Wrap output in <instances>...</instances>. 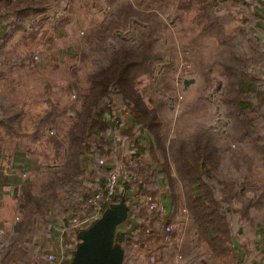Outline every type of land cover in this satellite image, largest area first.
I'll return each instance as SVG.
<instances>
[{
	"label": "rangeland",
	"instance_id": "374dc122",
	"mask_svg": "<svg viewBox=\"0 0 264 264\" xmlns=\"http://www.w3.org/2000/svg\"><path fill=\"white\" fill-rule=\"evenodd\" d=\"M40 1V6H45V10L24 16L21 21L22 28L14 32L0 49V102L6 105L13 104L14 107L23 111L21 127L17 133L9 134L3 129L0 130V164L3 167L5 165L9 167L15 162L14 160L24 158L26 162H32L25 171L26 174L19 171L21 165H18L20 166L18 169L13 168L15 172L10 170L15 177L14 180L18 179L22 188L18 187V190L14 192L9 185L2 187L5 194L11 189L12 195L9 198L7 195L0 198V218L9 216L7 220L1 221L4 227L2 229L5 231L0 233V239L3 240L0 245V259L15 238V234L13 235L11 231L12 228L9 227L14 224L15 220L13 216H10L12 209L18 206L19 218L16 224H19L23 195L27 191L40 193L48 178L55 172H60L65 166L64 154L68 147L67 129L76 116L75 111L80 106L81 96L88 86L86 74L97 64L95 57L98 54L95 50L94 54L90 50L91 56H82V41L90 29H83V26L76 28V25L72 29L58 28L56 19L65 17L66 7L63 8L64 11L57 13L55 10L58 8L51 9L53 3L57 4V1ZM204 1L115 0L119 6L127 4L139 12H151L159 20L157 29L159 38L156 44L159 51L164 53L165 62L157 63L152 73H144L137 77L135 87L148 104H154L159 108L163 121V132L166 134L165 144L177 137L188 139L195 132L209 131L223 151L220 154L217 177L224 180L227 187L223 189V185L217 182L216 192L222 200L232 229L233 239H229L226 245L229 250L224 254L210 256L206 241L198 239V235L197 245H194L193 239L190 240L195 235L187 227L188 223L174 224L173 239L168 246V250L171 251L169 252L170 259L166 264H243L234 252L236 247H242L245 255L247 254L246 257L256 254L264 259V198L259 207L251 205L247 211L245 210L249 198L258 196L259 193L263 194L264 147L254 146L247 137L239 139L234 136L232 119L228 116V110L221 101V93L226 89L227 80L220 73L218 61L224 62L225 47L219 44L217 34L210 27H206L207 17H203L211 15L210 17L217 20L218 25L223 27L228 37L243 41L241 49L250 50L248 47L250 43L246 41L245 35L240 34V28L242 27L243 32L248 33L246 22H253L254 16L252 6H241V1L236 2L237 4L227 1L226 7L221 6L220 0H215L212 5L209 4V0ZM248 1L253 5L256 0ZM107 5L106 12L100 13L102 18H104L103 14L108 13L105 15V20L113 11L108 0ZM70 13L72 17L78 16L75 11ZM93 16H90L89 12L86 13V17H90L88 19ZM2 22V25L7 24V21ZM137 30L131 26L122 31L121 35L132 39L136 37ZM185 79L193 81L186 84ZM111 102L114 107L106 117L109 127L105 130L106 144L110 153L95 154L92 156V161L99 164V159L105 160L107 164L103 167L107 166L110 169L124 172L126 177L122 176L123 180L127 178L129 172L135 173L137 178H133L135 181L130 182H132V190L136 193L131 198L129 197V202L137 199L140 205L136 211L146 213L144 197L151 195L146 192L147 184L141 187L146 176L142 171L145 166H138L128 147L129 143L126 142L121 132L126 128L122 125L123 116L126 117L129 114L130 107L119 99L118 93L112 94ZM120 111L124 112L123 116L118 115ZM47 113H57V115L54 116V121L45 123L42 130L34 135L36 123ZM262 130L264 128L261 132ZM52 134L57 135L60 144L56 145L51 141L50 135ZM137 147L139 150V144ZM144 153H142L144 155L142 160L148 164L149 157ZM158 157L161 160L165 159L163 153L158 152ZM80 178H82L81 175L79 180H85ZM243 182H252L256 188L250 190L249 187L248 190H242L240 185L245 186ZM178 185L179 187L176 185L174 191L178 202L184 204L186 194L180 182ZM123 191L121 181L118 193L123 196ZM167 191L168 189L166 190L168 194L169 191ZM60 197L65 200L67 194L63 191ZM163 199L165 200H162L163 202H168L165 198ZM82 205L83 208L77 212V217H71L72 222L75 220L74 222L77 223L80 216L90 210L85 203ZM105 210L96 213L93 218L101 217ZM71 212L72 210L63 214L70 216ZM62 217L63 215L53 218L61 226H65L67 223L62 220ZM91 220L87 221L83 228ZM143 225L135 228L138 233L145 227L150 228V226ZM41 226L48 228L49 225L42 217H37L34 221L35 230ZM134 232L135 230L129 234L133 235ZM188 241L190 243H184ZM182 242L191 246L192 249L188 251L184 261L177 262L173 253L180 248ZM152 244L151 242V246ZM140 245V242H137L136 245H132L136 247L135 249L126 248V252L123 248V262L128 260L130 253L133 252L135 255H133V261L148 264V252L141 250ZM157 245L158 248L154 252L158 260L165 264L161 257V252L164 251L163 246L156 243L152 248L155 249ZM164 246L167 247V245ZM30 257L29 255L25 262L15 256L14 263L31 264L32 257Z\"/></svg>",
	"mask_w": 264,
	"mask_h": 264
},
{
	"label": "trees",
	"instance_id": "16d2710c",
	"mask_svg": "<svg viewBox=\"0 0 264 264\" xmlns=\"http://www.w3.org/2000/svg\"><path fill=\"white\" fill-rule=\"evenodd\" d=\"M214 1L209 0L210 3H206L212 5ZM227 1L235 4L241 1V6H252L248 0ZM40 2V0H0V19L7 21L6 34L0 39V49L14 32L22 28L21 21L24 16L45 10L46 7L40 6ZM108 3L113 9L110 17L100 26L90 29L82 41V56H91L95 50L98 54L95 57L97 64L86 74L88 86L81 96L80 106L75 111L76 116L67 129L68 147L64 154L65 166L60 172H55L48 178L40 193L27 191L23 195L17 235L1 257L0 264H13L15 256L27 262L31 251L24 248V245L30 242L29 237L35 231L34 221L37 217L49 222L54 216L63 215L62 220L66 221V226L70 230L66 241L76 239V246L80 240L78 233L83 225L96 213L119 202L125 204L128 213L137 218L141 225L147 221L150 226L149 231L144 228L138 233L135 230L133 235L127 236L124 232L115 233L114 243L124 248L125 252L134 242H140L142 246L143 240L149 241L148 261V254L158 248V245L155 249L152 246L161 236L163 222L170 221L176 211L182 207L186 208L189 215L187 227L195 235V238L190 239H193L194 245L198 244L196 241L198 235V239L207 242L210 256L224 254L229 250L226 245L229 239H233L232 229L222 200L216 192L217 182L223 185V189L227 187L225 181L217 177L222 148L209 131L195 132L188 139L177 137L165 144L166 134L163 132L159 108L154 104H148L135 87L137 77L144 73H152L157 63L165 62L164 53L159 51L156 44L159 38L157 34L159 20L151 12H139L127 4L119 6L115 0H108ZM210 16L203 17H207L206 27H210L217 34L219 44L225 47V60L223 63L218 61L220 73L227 80L226 89L221 93V101L232 119L234 136L239 139L247 137L254 146L264 147V130L261 132L264 128V86L260 82L261 76L258 73L264 67V39L258 33L259 29L254 26V20L247 21L249 32H243L241 27L240 34L246 36L250 50L241 49L243 41L228 37L223 27L218 25V21ZM129 26L138 29L136 37L132 39L121 35L122 31L130 28ZM117 93L119 99L130 107L132 117V126L121 132L129 143L128 147L138 166H145L142 171L146 176L143 185L140 186L144 187L147 184V191L145 188L144 190L151 197L159 198L162 187L158 185V181L161 179L164 188L169 191L167 197L170 199L171 211L168 218L154 216L144 211L138 213L136 209L139 208L140 201L133 199L135 202H129L136 193L132 190V182H130L135 180L131 178L129 172L127 175L129 180L122 179L123 196L118 193L119 187H117L109 201L98 211L90 209L80 216L78 219L80 227L76 228L78 222H72L71 217H77V212L82 210L85 200L97 190L104 188L106 174L110 170L107 166L104 168L103 165L93 162L91 156L110 153L106 144L105 130L109 127L106 117L114 107L111 96ZM22 114L23 111L13 104L6 105L0 102V129L9 134L17 133L21 127ZM55 115L57 113H47L40 118L36 123L34 135L42 130L45 123L54 121ZM50 138L56 145L60 144L56 134L50 135ZM143 152L149 157L148 164L142 160ZM158 152L163 153L165 159H159ZM87 161L93 162L91 163L93 180H79L78 177L85 172ZM153 163L155 165H152ZM179 182L186 194L184 204L178 202L174 191L176 185L179 187ZM243 183L245 186L240 185L242 190H248L249 187L250 190L256 188L252 182ZM61 190L67 194L65 200L60 197ZM262 191L263 194L259 193L258 196L251 195L245 207L246 211L251 205L260 206L264 198V190ZM71 210L70 216H64V212ZM151 242H153L152 246ZM184 243L182 242L178 249L181 255L180 261H184L188 251L192 249ZM168 249L167 247L161 252L162 255L160 254L165 264L170 259L171 251ZM245 260L246 258L241 262L244 264Z\"/></svg>",
	"mask_w": 264,
	"mask_h": 264
},
{
	"label": "crops",
	"instance_id": "0c3cea01",
	"mask_svg": "<svg viewBox=\"0 0 264 264\" xmlns=\"http://www.w3.org/2000/svg\"><path fill=\"white\" fill-rule=\"evenodd\" d=\"M54 1H57V4L53 3V5L51 6V9L58 8L57 10H55V12L56 11L57 13L62 12L64 11L63 8L66 7V12L64 13L65 17L56 19V21L58 22L56 23L58 24L57 27L63 30L72 29L74 25H76V28H78V26H83V29L84 28L85 29L96 28L104 22L105 17H106L105 15L108 14V13L103 14L104 18H102L100 14L102 12H106V9L108 6L107 0H54ZM227 3H228L227 0L225 1L221 0L220 4L222 7L223 5H225L226 7ZM72 11L77 12L78 16H75V15L74 17L70 16L69 12L72 13ZM88 12L90 16L94 15L93 17H91V19H88L90 17H86V13L88 14ZM252 13L254 16L253 18L254 26L257 29H259L258 33H260L262 38L264 39V0L255 1V3L252 5ZM2 24L3 22L0 20V39L4 37V35L6 34L7 24L6 25H2ZM258 73L261 76L260 82L264 86V67ZM120 114H122L123 116L124 112L122 113L120 111L118 115ZM122 120L124 121L122 122L123 127L125 126L127 128V127L132 126V117L130 115V112L126 117L123 116ZM91 159H92V156H91ZM14 161L15 162L11 163L9 167L5 165L4 166L5 168L0 164V198H2L3 195H7V198L11 197L12 195L11 189L8 191V193L5 194L4 193L5 191L2 188L3 186L9 185L10 188H13L14 192L18 190V187L19 189L22 188V185L19 184V180L18 179L14 180L15 177L13 176L11 172L13 170L15 172V169L13 168L16 167V169H18L20 167L18 165H21L22 167L19 168V171L22 172V174H26L25 171L32 164L30 159H29L30 162H26L25 158L23 160L20 159V160H14ZM16 161H18L17 164H16ZM91 163L93 162L87 161V163L85 164V172L84 174L81 175L82 178H84L85 180L86 179L93 180L94 175L93 173H91V170L93 169L92 168L93 165ZM158 185L162 187V189L160 192V197L156 199L165 201L163 198L166 199L167 193H166V189L164 188L163 181L161 179L158 181ZM62 192L63 190H61L59 194H61ZM166 201H168L165 203L169 206V210H170V199L167 198ZM132 202H135V200H132ZM12 207H14V204H12ZM17 209H18V206H16V209L15 207L12 209L13 212H12V215L10 216H13L15 220L13 222L14 224L9 226L12 228L11 230L13 231L12 234L13 235L15 234V236L17 235V229L19 226L18 223L16 224V221L19 218L17 215ZM146 212L148 213L147 209H146ZM128 214H129L128 217H126L124 220H122L121 222L117 224L115 233L124 232L128 236L130 232L136 230L135 228L137 226L141 225V222L137 218H135L134 216H131L130 213ZM187 216L188 214L186 215V212L182 211V209L179 208V210H177L176 213L172 216V219L170 221H173L174 224H179V223L186 224L189 221V216L188 217ZM7 218H9V216H7L6 218L1 216L0 218V233H4L5 231L4 229H2L4 227L2 226L3 222L1 221L3 220L5 221L7 220ZM57 222L58 221H55L53 218L50 222H48V225H49L48 228H44L43 226H41L39 229L35 230L32 234H30V237H29L30 242L26 243L24 245V248H26L27 250L29 249L31 251V254L29 255L32 257V262L36 260L38 261L42 260V257L45 255V253L49 251H55L59 254H63L65 258H67V260H71L73 250L76 247L75 246L76 239L69 241V242L66 241V237L70 235V230L68 229L66 225L61 226V224ZM143 224H144L143 226H149V222L147 221L144 222ZM75 227L78 228L79 225ZM156 242L159 243V240H157ZM2 243H3V240L0 239V245ZM136 243L134 242L133 244L136 245ZM132 245L128 246V248L135 249L136 247L135 246L132 247ZM164 247L166 246H163V250L165 249ZM140 248L142 250V247ZM234 252H236L237 258H240L241 260L246 258L244 264H264V259H262V257L256 256V254L255 255L252 254L250 257H245L246 256L245 250L242 247H236V251ZM133 255H134L133 252L130 253L129 259L125 260L122 264H139L138 261L137 262L136 260L133 261V258L135 256ZM173 257H174V253H173ZM13 264L15 263L13 262Z\"/></svg>",
	"mask_w": 264,
	"mask_h": 264
},
{
	"label": "water",
	"instance_id": "95a60500",
	"mask_svg": "<svg viewBox=\"0 0 264 264\" xmlns=\"http://www.w3.org/2000/svg\"><path fill=\"white\" fill-rule=\"evenodd\" d=\"M192 79H185L188 84ZM101 217L93 218L79 231L71 264H122L123 248L114 243L116 226L127 217L123 202L110 205Z\"/></svg>",
	"mask_w": 264,
	"mask_h": 264
},
{
	"label": "built area",
	"instance_id": "2783aa9c",
	"mask_svg": "<svg viewBox=\"0 0 264 264\" xmlns=\"http://www.w3.org/2000/svg\"><path fill=\"white\" fill-rule=\"evenodd\" d=\"M98 163L101 165H106L105 160L99 159ZM132 164V163H130ZM134 165V164H132ZM130 175L132 178H137L136 174L131 171ZM122 176L124 177V172H119V170L116 169H110L108 173L106 174V179L104 182V188L101 190H97L95 194L89 196L85 200V206H87L90 209H93L95 211H98L103 204L109 201L110 197L115 193L117 187H119L120 182L122 181ZM126 177V176H125ZM145 208L148 210L149 213L153 214L154 216L159 215L161 218H166L169 214V206L163 202L162 200L153 198L149 195L145 196ZM182 211L186 212V208L182 207ZM75 221V220H74ZM80 223L78 222L76 226ZM174 229V222L173 221H166L162 224V232L161 236L159 238V243L164 245H167V247L172 242V233ZM146 231H149L150 228H146ZM166 247V248H167ZM142 249L144 251L148 252L150 250V242L143 240L142 242ZM174 258L177 262H179L181 255L178 251V249L174 252ZM31 264H71L70 260H67L63 254H59L55 251H49L45 253V255L42 257V260L34 261ZM148 264H162L158 260V256L155 252H150L148 254ZM232 264V263H228Z\"/></svg>",
	"mask_w": 264,
	"mask_h": 264
}]
</instances>
